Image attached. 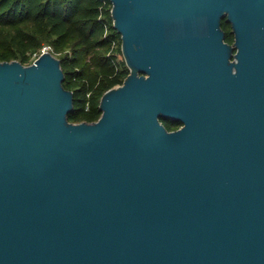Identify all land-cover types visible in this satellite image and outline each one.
<instances>
[{
	"label": "water",
	"instance_id": "95a60500",
	"mask_svg": "<svg viewBox=\"0 0 264 264\" xmlns=\"http://www.w3.org/2000/svg\"><path fill=\"white\" fill-rule=\"evenodd\" d=\"M110 1L98 120L50 50L0 62V264H264V0Z\"/></svg>",
	"mask_w": 264,
	"mask_h": 264
},
{
	"label": "trees",
	"instance_id": "16d2710c",
	"mask_svg": "<svg viewBox=\"0 0 264 264\" xmlns=\"http://www.w3.org/2000/svg\"><path fill=\"white\" fill-rule=\"evenodd\" d=\"M113 23L110 0H0V62L26 63L46 44L52 53L69 47L72 53L58 56L64 85L75 94L69 120H98L103 94L130 73L118 58L122 40ZM222 25L226 36L233 33L226 18Z\"/></svg>",
	"mask_w": 264,
	"mask_h": 264
},
{
	"label": "flooded vegetation",
	"instance_id": "af4514ba",
	"mask_svg": "<svg viewBox=\"0 0 264 264\" xmlns=\"http://www.w3.org/2000/svg\"><path fill=\"white\" fill-rule=\"evenodd\" d=\"M225 42L229 44V62H236L237 61V52H238V48L236 46V34L233 32L231 35L226 36L225 34ZM236 69V66L233 65V70ZM162 121L165 122H170L172 123V129L171 130H175V129H179L182 126H184V122L182 120H178V119H169V118H162Z\"/></svg>",
	"mask_w": 264,
	"mask_h": 264
},
{
	"label": "rangeland",
	"instance_id": "374dc122",
	"mask_svg": "<svg viewBox=\"0 0 264 264\" xmlns=\"http://www.w3.org/2000/svg\"><path fill=\"white\" fill-rule=\"evenodd\" d=\"M117 42V41H116ZM51 46L49 45V44H46V45H44L43 47H41V49H39L38 51H36V52H34L32 55H31V57H30V59H29V61L28 62H26V63H24L25 65H29V64H31V63H33L35 60H36V58H37V56H39V55H41L44 51H47V50H49V48H50ZM52 50V49H51ZM72 53V51H70V49H69V47H65L61 52H53V54L55 55V56H60L61 54H66V53ZM123 57H124V54H122V53H118V58H119V60H122L123 59ZM125 58V57H124Z\"/></svg>",
	"mask_w": 264,
	"mask_h": 264
},
{
	"label": "built area",
	"instance_id": "2783aa9c",
	"mask_svg": "<svg viewBox=\"0 0 264 264\" xmlns=\"http://www.w3.org/2000/svg\"><path fill=\"white\" fill-rule=\"evenodd\" d=\"M51 49V47L49 48V50ZM51 51V50H50Z\"/></svg>",
	"mask_w": 264,
	"mask_h": 264
}]
</instances>
